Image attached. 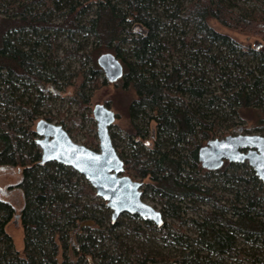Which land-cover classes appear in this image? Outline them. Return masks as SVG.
<instances>
[{"label":"trees","instance_id":"16d2710c","mask_svg":"<svg viewBox=\"0 0 264 264\" xmlns=\"http://www.w3.org/2000/svg\"><path fill=\"white\" fill-rule=\"evenodd\" d=\"M91 3L0 2V171L16 170L18 182L5 190L18 191L22 200L17 211L0 192V264H264V185L247 164L225 162L211 172L198 161V150L228 136L241 125L237 121L264 127V0ZM176 26L181 30L175 32ZM80 35L93 39V49L78 55L74 47L65 56L91 65L60 75L47 53H54L59 36L75 42ZM101 53L123 66L112 87L126 110L123 130L141 142L131 141L134 148L122 157L124 175L142 181V198L160 205L161 226L129 215L123 217L133 223L112 222L81 175L55 162L40 164L34 129L41 119L54 121L40 116L51 100L48 86L73 87L68 102L76 114L56 123L73 139L86 118L93 120L91 92L106 85L97 65ZM22 89L35 96L19 94ZM151 124L153 145L146 150ZM84 138L82 145L97 151L96 132ZM15 215L23 231L21 252L5 231ZM122 230L145 243L153 233L180 248L179 255L128 246Z\"/></svg>","mask_w":264,"mask_h":264},{"label":"water","instance_id":"95a60500","mask_svg":"<svg viewBox=\"0 0 264 264\" xmlns=\"http://www.w3.org/2000/svg\"><path fill=\"white\" fill-rule=\"evenodd\" d=\"M97 65L108 83H115L123 76L120 61L111 53L101 54ZM92 117L96 124L97 151L75 143L62 126L39 120L34 130L41 151L40 164L55 162L81 175L110 210L112 222L129 215L161 226L162 213L142 199V183L124 175L123 162L109 134L115 113L98 104L92 110ZM198 161L204 170L211 172L221 169L225 162L247 164L264 184V136L237 134L209 140L198 150Z\"/></svg>","mask_w":264,"mask_h":264},{"label":"rangeland","instance_id":"374dc122","mask_svg":"<svg viewBox=\"0 0 264 264\" xmlns=\"http://www.w3.org/2000/svg\"><path fill=\"white\" fill-rule=\"evenodd\" d=\"M2 0H0L1 2ZM3 1H9V0H3ZM89 2L95 3L97 0H88ZM91 3V4H92ZM181 26H176L175 32L180 31ZM220 31L221 29L218 28ZM222 31V30H221ZM232 36L239 39L241 42H244L246 37L240 34L236 33H230ZM74 47H78V55H82L86 53L87 51L93 49L94 43L93 39L91 37H87L84 35H80L76 38L75 42H70L67 39L63 38L62 36H59L56 39V48L54 53L50 54L47 53V57L49 58V63L51 66L57 65V71L61 75L64 74H76L77 71L82 70V68L87 69L90 67L91 63L86 58H83V63L78 61V58L76 57H66L65 56V50L70 51L71 53L75 51ZM103 54V53H101ZM100 54V55H101ZM99 55V56H100ZM98 56V57H99ZM97 57V58H98ZM189 57H186L185 61H189ZM62 66H61V64ZM85 63V64H84ZM84 64V65H82ZM59 75V76H60ZM101 80H105V77L102 73ZM79 81V77L73 78V84L77 85ZM63 84V82H60ZM106 85L100 88L99 90L95 92H91V100L89 105V110L92 112L95 105L102 104L110 108L116 115L120 117V119H116L114 126H112L111 133L116 137L115 144L118 146L119 150L124 146V140L125 136L123 138L122 133L119 132L118 126L125 123V120L123 119L125 108H123L118 99H120L119 96L116 95L115 90L113 89L112 85L109 84L106 81ZM49 92L51 93V100L48 99L46 103L42 106L41 112L43 117L44 115H51L54 117V121L52 123L56 124L59 119L64 118H70L74 114H76V106L70 104L68 102L69 96L73 92V87H67L63 88V90H57L55 85L51 84L48 86ZM47 88V89H48ZM24 91L29 92L30 96L35 93L31 92L30 90L22 89L19 91V94L24 93ZM27 97V96H26ZM92 118V117H91ZM93 119V118H92ZM241 125L234 126L233 128H230L226 131L227 135H237V134H244V135H261L264 136V127L257 125V126H251V125H245V123L237 121ZM95 125L94 128L92 125ZM57 125V124H56ZM79 134L75 137H73V141L77 144H83L85 141L84 135H93L96 132V124L94 120L90 121V119L85 120L83 125H80L78 128ZM123 140H120L119 137ZM216 182H218L217 178H213ZM212 179V180H213ZM19 180V174L16 172V170H6V171H0V189H5L7 186L15 185ZM211 180V181H212ZM209 183V182H208ZM213 183V182H212ZM220 185L218 184L217 187ZM2 198L6 201H10V203L15 207V209L18 211L22 207V200L20 193L18 191H12L9 192V194H3ZM149 205L155 207L157 210L161 211V207L158 203H156L153 200H145ZM190 216V215H189ZM121 220L125 219L129 223H133L134 221H129L127 218H124L123 215L119 218ZM6 233L11 237L14 245L15 251L21 252L23 249V231L20 226L19 220L13 219L11 220L8 225L5 227ZM125 230L119 231V234L123 233L124 243L128 246H135V247H147L148 249H152V251L160 253V255L165 257H176L179 255L180 248L177 249V247H173L171 245H168L167 243H164L162 241L157 240V237H155L153 233L147 234V243L145 241L136 238L132 232H124ZM185 231L187 235L194 236L195 231L191 225L185 226ZM247 248L248 251H252V249H249V246H244ZM171 263V262H170Z\"/></svg>","mask_w":264,"mask_h":264},{"label":"flooded vegetation","instance_id":"af4514ba","mask_svg":"<svg viewBox=\"0 0 264 264\" xmlns=\"http://www.w3.org/2000/svg\"><path fill=\"white\" fill-rule=\"evenodd\" d=\"M107 84V83H106ZM109 84H111V85H113V84H115V83H109ZM107 107V106H106ZM109 108V107H108ZM110 109V108H109ZM126 112V110L124 111V113ZM124 115V117H123V119L125 120V123L123 124V126L120 124L119 126H118V129H119V132L120 133H122L121 135H123V138H124V136H125V140L123 141L124 142V146H122V148L119 150V148H117L118 146L115 144V141L117 140L116 139V137L113 135V133H111V129H112V126H114V124L110 127V129H109V134H110V138H111V141H112V145H113V147L115 148V150H116V152H117V154H118V156H119V158L121 159V161L123 162V160H122V157H124V156H127L130 152H131V150L134 148V144H137L138 145V147H140V140H139V138H131L130 139V137H128L127 135H126V132H125V130H123V127L126 125V123H127V114H123ZM115 116H116V119H120V117L118 116V114L116 115L115 114ZM116 121V120H115ZM143 129H145V128H143ZM146 134V133H145ZM153 134H154V125L153 124H151V125H149L148 126V132H147V135H146V141H145V143H143L144 145H145V149L147 148H151L152 147V145H153V143H152V141H151V139H153ZM97 136V135H96ZM119 137V139L120 140H123L122 138H120V136H118ZM149 139V140H148ZM97 141H98V139H97ZM134 143V144H132V142ZM82 145V144H81ZM146 149V150H147ZM123 167H124V164H123ZM253 171V170H252ZM253 174H254V172H253ZM254 176H255V174H254ZM256 177V176H255ZM257 178V177H256ZM258 179V178H257ZM134 180V179H133ZM135 181H138V182H141L142 183V187H141V191H142V188H143V185H144V183L142 182V181H139V180H135ZM258 181L260 182V183H262L259 179H258ZM263 184V183H262ZM264 185V184H263ZM1 196H3V194H9V191H7V190H5V189H2L1 191ZM143 199V198H142ZM144 201L145 200H147V199H143ZM149 200V199H148ZM8 202H10V201H8ZM161 212V211H160ZM16 216L17 215H15L14 216V219H16ZM18 219H19V217H18ZM17 219V220H18ZM13 242V241H12Z\"/></svg>","mask_w":264,"mask_h":264},{"label":"bare ground","instance_id":"6f19581e","mask_svg":"<svg viewBox=\"0 0 264 264\" xmlns=\"http://www.w3.org/2000/svg\"><path fill=\"white\" fill-rule=\"evenodd\" d=\"M122 65V64H121ZM122 68H123V66H122ZM123 75H124V69H123ZM123 77V76H122ZM122 79V78H121ZM120 80V79H119ZM116 83V82H115Z\"/></svg>","mask_w":264,"mask_h":264}]
</instances>
